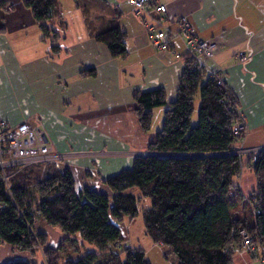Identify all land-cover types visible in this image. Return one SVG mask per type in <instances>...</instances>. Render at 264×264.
Returning a JSON list of instances; mask_svg holds the SVG:
<instances>
[{"label": "crops", "instance_id": "crops-1", "mask_svg": "<svg viewBox=\"0 0 264 264\" xmlns=\"http://www.w3.org/2000/svg\"><path fill=\"white\" fill-rule=\"evenodd\" d=\"M68 1L59 0L65 29L58 28L59 19L48 22L61 35L57 53H52L50 41L21 0H9L10 6L0 8V119L9 127L28 119L43 129L54 150L60 152L145 149L162 125L164 110L176 97L187 51L173 32L179 19L186 17L198 37L218 38L213 56L203 58L201 65L207 75L215 72L237 96L246 122L244 146H264V0H153L167 8L166 51H158L151 43L146 23L153 20L145 11L137 12L128 0H78L76 8ZM79 12V22L77 15L67 18V14ZM71 24L76 32L69 29ZM110 24H118L126 33L124 56L113 57L95 37ZM237 53L247 60L238 62ZM90 70L93 75H86ZM158 87L165 91L166 104L153 109L156 121L144 132L134 113L133 93ZM132 162L130 157H114L78 159L56 166L69 168L76 190L88 187L111 194L104 179L130 168ZM246 164L244 171L241 157L234 182L245 199L256 190V177ZM234 209L236 214L254 218L247 202H237ZM120 228L130 241L129 228L124 232L122 223ZM36 230L47 234L48 246L58 245L64 237L43 221ZM70 242L76 244L71 251ZM148 249L143 248L151 264H179L170 247L152 242ZM59 253L62 258L73 253L80 257L86 248L71 235ZM13 260L32 261L34 257L10 244L0 245V264ZM232 264L262 263L239 250L234 252Z\"/></svg>", "mask_w": 264, "mask_h": 264}, {"label": "trees", "instance_id": "trees-1", "mask_svg": "<svg viewBox=\"0 0 264 264\" xmlns=\"http://www.w3.org/2000/svg\"><path fill=\"white\" fill-rule=\"evenodd\" d=\"M21 1L50 41L52 53H57L61 35L48 22L59 19L58 28L65 29L59 0ZM8 6L9 0H0V8ZM95 37L113 57L126 54V33L118 24L103 27ZM183 57L176 97L164 110L148 153L133 157L130 168L104 179L111 194L88 187L76 190L69 168L60 169L54 163L19 171L8 168L6 180L0 172V244L32 254L42 247L46 262L59 264L60 250L77 234L106 252L105 258L100 260L99 253L89 251L63 264H151L143 248L120 246L124 241L120 223L136 218L138 202L146 197L150 206L142 211L145 232L152 242L170 247L179 264H232L230 247L241 242V230L264 248V149L251 164L256 190L246 199L253 204L254 218L249 219L234 209L237 202H247L233 181L240 173L235 151L244 136L234 130L240 114L238 98L218 76L207 75L187 52ZM86 75L92 76L93 71ZM197 94V122L192 125ZM133 100L138 121L148 131L152 110L166 104L165 91L161 87L136 89ZM132 187L139 189V196L129 192ZM38 217L64 235L57 246H48L47 234L36 230ZM3 264L37 263L13 260Z\"/></svg>", "mask_w": 264, "mask_h": 264}, {"label": "built area", "instance_id": "built-area-1", "mask_svg": "<svg viewBox=\"0 0 264 264\" xmlns=\"http://www.w3.org/2000/svg\"><path fill=\"white\" fill-rule=\"evenodd\" d=\"M128 3L137 12L145 11L153 20L152 24L146 23V28L151 33L153 46L158 51L168 50V30L164 25L166 5L153 3V0H128ZM173 35L178 36L182 40L187 53L200 64L203 58H211L218 46V38L216 37L211 39L198 37L186 17L179 19L178 28L173 32ZM236 58L247 60L243 53H237ZM210 74L217 76L215 72ZM218 80L219 82L221 81L220 79ZM239 128H241L240 125L235 122L234 130L237 131ZM263 149L264 146L241 147L235 153L241 158L244 153L254 154ZM71 154H64L54 150L52 145L46 140L43 130L29 120H23L17 126L12 127H9L4 121L0 122V172L5 180L7 179L5 170L8 168H17L15 171H19L33 165L60 163L64 162V159L71 157ZM255 158L256 156L253 159ZM250 204L253 207V204ZM240 236L241 242L239 245H232L230 247L231 251L243 250L255 256L264 264V248L255 243L246 230H241Z\"/></svg>", "mask_w": 264, "mask_h": 264}, {"label": "rangeland", "instance_id": "rangeland-1", "mask_svg": "<svg viewBox=\"0 0 264 264\" xmlns=\"http://www.w3.org/2000/svg\"><path fill=\"white\" fill-rule=\"evenodd\" d=\"M68 5L71 7V8H76V2L75 0H69L68 1ZM69 7V8H70ZM135 9V8H134ZM136 10V9H135ZM80 14H76V13H71V14H67V18L69 19H72L74 18L76 15L78 16V22H79V18L81 17V12H79ZM80 15V16H79ZM91 18H92V14H89V20L91 21ZM77 22V24H78ZM75 28V25L74 24H71L69 29L73 32H76V30L74 29ZM236 58V57H235ZM237 60V58H236ZM238 62H245L244 60H240L238 59L237 60ZM199 103H200V95L197 94L194 98V111H193V114H192V125H195L196 122H197V115H198V107H199ZM134 113L137 117V114L134 110ZM154 118V119H153ZM138 119V117H137ZM156 119V113L154 114L153 110H152V122L154 121L155 123V120ZM25 120H28V119H25ZM30 121V120H29ZM31 122V121H30ZM139 122V121H138ZM236 122L240 125L241 128H239L237 130V132L239 134L243 133L244 136H242V141H240V144H239V148H243L245 147L244 144H243V140L245 138V132H246V122H245V118L244 116L240 113L239 114V117L237 118ZM32 124L34 125H37L33 122H31ZM17 126V125H16ZM39 126V125H37ZM139 126L141 128L142 131L145 132V130L142 129L140 123H139ZM151 126H152V123H151ZM150 126V128H151ZM160 126V125H159ZM40 127V126H39ZM41 128V127H40ZM161 128V126L159 127V129ZM42 129V128H41ZM43 130V129H42ZM44 132V131H43ZM45 134V133H44ZM46 138V137H45ZM47 140V138H46ZM48 141V140H47ZM49 142V141H48ZM50 143V142H49ZM151 143V142H150ZM149 143V144H150ZM51 144V143H50ZM148 144V145H149ZM52 145V144H51ZM147 145V147H148ZM241 146V147H240ZM53 147V145H52ZM147 147L145 149H136V148H131V147H128L126 149H122V150H108V149H99V150H87V151H64L63 153L64 154H69V153H72L71 154V157H69L68 159H64V162H63V165H67L69 164V162L71 161H74V160H78V159H91V160H96V159H99V158H114V157H130V158H133L137 155H141V156H144L148 153L147 151ZM54 149V148H53ZM244 153V152H243ZM258 153V152H257ZM257 153H254V154H242L241 157H243V162H244V166H243V170L246 171V168H247V162L249 164V166H251L252 162L255 161V159H253ZM246 156V157H244ZM62 163V162H60ZM54 164H57V163H54ZM43 166H46L48 164H42ZM17 169V168H16ZM15 169V170H16ZM7 170V169H6ZM234 182H237V178H234ZM129 192H132L134 195L136 196H139L140 195V191L138 188L136 187H132L131 189H129ZM246 200V199H245ZM247 201V200H246ZM251 202H248L247 201V204L249 207H252V205L250 204ZM150 206V200L146 197L142 198L139 202H138V210H139V214L136 218L134 219H129V218H124L123 221H122V226H124V232L125 231V228L128 227L129 228V236H130V241L128 238H124V241L121 242V245L120 246H129V247H133V246H141L143 248H146L147 250H150L148 249L150 245H152V241L150 240L149 236L146 234L145 232V227H144V223H143V219H142V211L143 209L145 208H148ZM253 208V207H252ZM40 221H43L44 220L41 218V217H38L35 221V228L37 225H39ZM53 227V226H52ZM57 231H59L60 233H62L57 227H54ZM51 238H50V241H52L53 239V236L50 235ZM75 237H77L78 241L79 242H83L84 245H85V248H86V252H89V251H94V252H97L98 249L93 246V245H90V244H87L86 242L82 241L81 238L79 237V235H75ZM62 240V239H61ZM60 240V241H61ZM154 243V242H153ZM5 244V243H3ZM2 245V244H0ZM69 245V244H68ZM70 249L69 251H71V249H73L75 247V242H70ZM241 245V244H240ZM49 246H57L56 244L55 245H49ZM124 248V247H123ZM122 249L121 248H118L116 249V251H120ZM83 249H81L80 251H82ZM27 252V251H26ZM29 254L34 257V260H32V262H36L37 264H48L46 262V259H45V256H44V253H43V248L40 247V249L36 250L35 251V254H32L29 252ZM79 257V255H76L75 253L71 254L70 256L68 257H64L60 260V263L59 264H63L65 259H77ZM152 257H153V254H152ZM100 260H103V258H105V254H102ZM38 260V261H37ZM40 261V262H39Z\"/></svg>", "mask_w": 264, "mask_h": 264}]
</instances>
